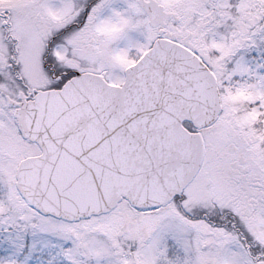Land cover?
<instances>
[{
    "label": "snow or ice",
    "instance_id": "1",
    "mask_svg": "<svg viewBox=\"0 0 264 264\" xmlns=\"http://www.w3.org/2000/svg\"><path fill=\"white\" fill-rule=\"evenodd\" d=\"M0 264H264V0H0Z\"/></svg>",
    "mask_w": 264,
    "mask_h": 264
}]
</instances>
